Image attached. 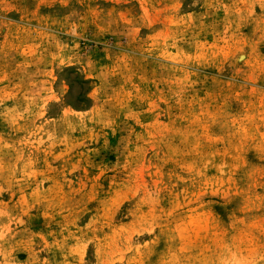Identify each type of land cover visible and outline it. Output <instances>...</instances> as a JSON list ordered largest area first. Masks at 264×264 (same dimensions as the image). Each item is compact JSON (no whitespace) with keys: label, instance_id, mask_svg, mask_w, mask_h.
<instances>
[{"label":"rangeland","instance_id":"obj_1","mask_svg":"<svg viewBox=\"0 0 264 264\" xmlns=\"http://www.w3.org/2000/svg\"><path fill=\"white\" fill-rule=\"evenodd\" d=\"M0 264H264V0H0Z\"/></svg>","mask_w":264,"mask_h":264}]
</instances>
